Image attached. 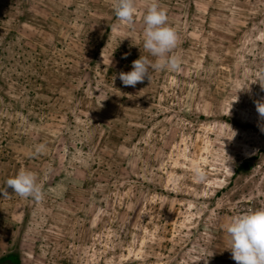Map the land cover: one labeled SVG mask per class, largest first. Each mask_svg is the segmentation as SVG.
<instances>
[{
	"label": "rangeland",
	"instance_id": "374dc122",
	"mask_svg": "<svg viewBox=\"0 0 264 264\" xmlns=\"http://www.w3.org/2000/svg\"><path fill=\"white\" fill-rule=\"evenodd\" d=\"M114 3L0 0V264H236L223 225L264 208V0H159L180 68L135 87L147 0L132 26Z\"/></svg>",
	"mask_w": 264,
	"mask_h": 264
},
{
	"label": "clouds",
	"instance_id": "9594fccd",
	"mask_svg": "<svg viewBox=\"0 0 264 264\" xmlns=\"http://www.w3.org/2000/svg\"><path fill=\"white\" fill-rule=\"evenodd\" d=\"M145 9L142 16L143 48L156 59L153 61L148 56L140 55L132 62L130 71L119 73V79L125 86L135 87L137 83H142L146 77L149 78V69L176 71L180 68V58L172 55L179 38L168 23L167 10L160 7L159 0H147ZM114 10L120 21L129 26L135 24L136 0H115ZM258 112L264 117V108L258 106ZM40 150L38 147L37 152ZM6 184L21 197H31L37 201L43 198V185L33 171L20 169L7 179ZM223 231L228 243L225 249L231 251L236 264H264V208L231 216L223 225Z\"/></svg>",
	"mask_w": 264,
	"mask_h": 264
},
{
	"label": "trees",
	"instance_id": "16d2710c",
	"mask_svg": "<svg viewBox=\"0 0 264 264\" xmlns=\"http://www.w3.org/2000/svg\"><path fill=\"white\" fill-rule=\"evenodd\" d=\"M9 258H10L11 260H13V261L15 260V258H14V257H11V256H10Z\"/></svg>",
	"mask_w": 264,
	"mask_h": 264
},
{
	"label": "water",
	"instance_id": "95a60500",
	"mask_svg": "<svg viewBox=\"0 0 264 264\" xmlns=\"http://www.w3.org/2000/svg\"><path fill=\"white\" fill-rule=\"evenodd\" d=\"M6 263H8V262H6Z\"/></svg>",
	"mask_w": 264,
	"mask_h": 264
}]
</instances>
